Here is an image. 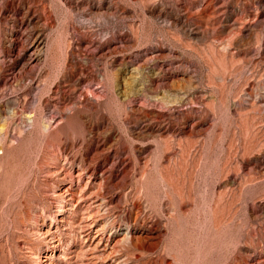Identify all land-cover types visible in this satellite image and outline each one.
I'll return each mask as SVG.
<instances>
[{"label": "rangeland", "instance_id": "1", "mask_svg": "<svg viewBox=\"0 0 264 264\" xmlns=\"http://www.w3.org/2000/svg\"><path fill=\"white\" fill-rule=\"evenodd\" d=\"M3 143L0 264H264V0H0Z\"/></svg>", "mask_w": 264, "mask_h": 264}, {"label": "bare ground", "instance_id": "2", "mask_svg": "<svg viewBox=\"0 0 264 264\" xmlns=\"http://www.w3.org/2000/svg\"><path fill=\"white\" fill-rule=\"evenodd\" d=\"M45 41L46 40L40 30H37V32H35L32 35V40H31V45H30L29 55H28L30 64L39 63L40 65L42 61V55L44 52H46L45 51V47H46ZM46 55H47L46 56L47 59H49L52 56L51 49H49L46 52ZM15 82L18 83L19 80L15 78ZM28 120H33V118L30 117L28 118ZM33 125L34 126L36 125L35 119L33 121ZM0 145H1L0 147V154H1L3 153L2 146L6 145V143L0 144ZM82 174L79 173L77 174V176H74L71 173H69L68 170L63 166L61 167V169L49 174L50 178L54 179L57 183L66 182L68 180L70 184H69V187L65 189V191L63 192L58 191V192L51 193L52 198L55 200L53 202H55L57 213L59 214V215L57 214V216H60L59 222L61 223V226L57 227L56 230L54 227H51V226L50 227L41 226L40 229L36 233L38 237H42L44 242L47 243L48 249L50 248V246L51 248H58V247L61 248L60 244H56V245L54 244V242L61 243V240L57 237V233L60 231L61 228H64L66 224H68L67 223L68 213L71 211L72 207H76V206L78 207V209L84 210L85 214H88L86 218L82 219L81 226H83V228H85L87 231H90V232L95 231V235L91 239L90 243H92V245L95 244L96 248H99L102 244V241L104 238L103 236L105 232L107 231V224L105 223L101 224L102 223L101 219L103 216L102 213L107 208V203L104 199H102V197L100 198L99 196L93 195L92 193H91L92 195L91 194L87 195V193H85V190H87L89 183L86 185L84 191H82L83 189L79 191V188L81 187V176H83ZM76 198H79V199L76 200ZM74 202H76L75 205H74ZM92 214L94 215L97 214V217H94ZM129 239L130 238L125 236L121 240V243L130 244ZM82 252H83V249L79 250V252L72 250V253L75 254V256L72 258L79 259ZM111 256H113V253ZM92 258L95 259L97 257L93 256ZM74 259H71V260H74ZM43 262H47V261H43ZM40 264H43V263H40Z\"/></svg>", "mask_w": 264, "mask_h": 264}]
</instances>
